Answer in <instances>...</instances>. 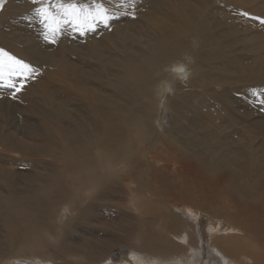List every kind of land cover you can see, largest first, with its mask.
<instances>
[{"label":"bare ground","instance_id":"1","mask_svg":"<svg viewBox=\"0 0 264 264\" xmlns=\"http://www.w3.org/2000/svg\"><path fill=\"white\" fill-rule=\"evenodd\" d=\"M64 2L102 3L115 18L83 36L65 27L52 42L32 0H5L0 10V49L10 55L21 43L35 48L41 58L18 51V59L51 62L59 80L58 90L30 89L29 81L41 80L37 71L14 92L5 76L0 94L24 105L5 98L9 108L0 107V117L13 105L30 114L43 109V133L50 121L66 144L51 137L10 139L0 125V142L10 150L5 163L24 167L21 174L0 169V218L7 231L0 264H264V148L250 135L264 133V116L243 119L244 130L256 131L243 136L242 148L238 134L213 135L198 119H185L196 105L188 88L204 85V98L224 107L225 91L217 87L222 78L210 80L204 63L226 58L227 66L264 82V56L236 57L264 51L256 38L263 31L258 25L264 27V0H135L134 7L121 6L122 0ZM233 17L249 20L243 26L235 21L243 36L228 25ZM221 23L226 32L215 35ZM235 43L241 50L224 57ZM31 66L45 77L52 73L46 63ZM135 103L140 137L131 144ZM168 115L182 135L179 145L169 143L176 129ZM184 120L193 127L184 129ZM104 161L120 171L102 172ZM119 248L125 252L117 255Z\"/></svg>","mask_w":264,"mask_h":264},{"label":"rangeland","instance_id":"2","mask_svg":"<svg viewBox=\"0 0 264 264\" xmlns=\"http://www.w3.org/2000/svg\"><path fill=\"white\" fill-rule=\"evenodd\" d=\"M149 17H151V16H149ZM231 19H233L234 21L231 23L228 22V25L235 26V28L239 29V31H240L239 36H243L244 35V28L238 26L237 24L243 26L244 24L249 23V20L248 21H246L245 19L235 20V17H233ZM235 21L237 24L235 23ZM226 29H227V25L225 23H221L218 28H215L213 30V32L215 35L221 34L222 32H226ZM256 29L257 30H263L262 33H260L261 35H258L256 37L257 42L260 41V42L264 43V27L259 24ZM37 39L40 40L39 38H37ZM43 40H45V39H43ZM240 46H241L240 43L233 44L232 48H230L232 51L229 52V55H225L224 57L236 56L234 50H241ZM16 48H17V50L13 51V53H10V55L13 57H16L17 59H18V51H20V52L30 51L29 54L33 53L34 58H41L42 57V55L34 53L35 48L28 49V47L25 43L19 44ZM258 49H257V51L259 54L253 52V50L248 49V50H246L247 53L243 52L241 55H237L236 57H237V59H240V57H245V54L246 55L249 54L253 60H256L257 58H262V56H264V51L261 48L260 49L262 51L261 50L259 51ZM44 53H42V54L43 55L48 54L47 52H44ZM69 54H71V53H69ZM237 54H238V52H237ZM70 56H72V55H70ZM20 59H22V61H25L28 64L34 65L35 67H39V65H42V63H46V64H48L49 70L52 72V73H49L48 75H46V77H45L43 75V72L39 68H37L38 72L41 75L37 79L38 80L41 79V80L38 82L33 81L32 83H31V81H29L31 84L29 83L28 88L31 89L34 85L42 84L44 86L47 85V87H49V88H53V89L58 90L59 80H58V77L55 75V74H57L56 70H55V73L53 74L55 68L53 67V64L51 62H41V61L29 59L28 57H26V55L22 56ZM219 59L221 60V58H219ZM226 60H227L226 58H223V60H221L222 62L221 61L218 62V59L216 61H209L207 63H204L205 69H203V72L206 73L208 75V77H211L210 80L213 79L215 82H217L216 79L222 78L219 85L217 84V87L220 88V90L225 91V93H222L223 103H224V107H222V110H221V107L213 105L211 102H208L204 98V96H203L204 85H199L201 87H195V88H188L187 89V93H188L187 96L188 97L192 96V98H193L192 101L195 100V104L199 105V106L195 107L196 105H193V103H192L189 106L190 112L185 114L186 115L185 119H187V116L189 117V115H190V118L193 117L192 119H196V120L198 119L200 121L199 123H201L204 126V128H203L204 132H208V133L211 132L213 135H214L213 132H215V134L216 133H221V134L225 133L226 134V132H227L229 134H232L233 137H234V135L238 134L237 135L238 145L242 148L245 145V143H244L245 139L243 136L246 133H251V131L252 132L256 131L253 126L248 128V130H244L245 128L243 126L247 125V123L244 122L243 119H247V120L250 119V121L255 122V121H259V118L261 119L262 116H264V82L257 84L256 81L246 77L249 74V72L246 73V71L242 70L240 67L232 68V67L227 66L225 64ZM253 69L257 70L256 64L253 65ZM238 74L239 75L242 74L245 76L243 79H239V78L235 77V76H239ZM68 81H69V83L71 82V80H68ZM24 87L22 89H24ZM215 90H218V89L215 88ZM130 92L131 91H129L128 93H130ZM132 93L133 92H131V94ZM217 93H220V91H218ZM254 93H255V95H254ZM1 94H0V97L2 98V100H0V107H2L3 109H5L6 107L9 108L8 101L4 100L5 98H12L17 103L24 105V102L19 98L9 97L8 94H2V95ZM194 97H196V98H194ZM117 104H119V103L117 102ZM205 105L209 106V108H207ZM225 105L230 106L231 110L229 111L228 109H226ZM192 106H193V109L191 108ZM245 106H247V107H245ZM134 107H135V109H137L133 113V118L135 119L134 124L131 126H128V131H129L128 136L129 137L132 136L131 144H134L136 142L138 135L140 137L139 129L136 127L137 124L139 123V107H140V104L135 103ZM228 112L230 114H227ZM2 116H4V117H0V125L3 126V129L5 130V132L9 133L10 139L14 138L15 140L31 142V141H35V140L43 141L42 138L51 137V140L56 142V144H58V145L62 144L64 146L66 145L63 133H61V131L58 130L57 126L55 124L53 125L52 122L46 121L47 129H45L46 133H43L42 129H44V128L40 124V121L43 120L44 117H48L47 113L43 109H38V111L34 112V114H30L25 109H23V110L18 109L16 106L13 105L12 113L10 112L9 115H2ZM136 119H138V120H136ZM231 119H233V120H231ZM168 123L170 125L169 115H168ZM187 123L188 122L185 121V124H184V122H182L180 124L186 130L193 127L191 123H188V124ZM30 124H32V126L29 127ZM171 127L176 129V131H175L176 135H174V134L171 135L172 140L171 141L168 140V141L171 144L179 145V143H178L179 138L178 137L182 136L178 132L179 128L176 125L171 126ZM26 133H29V134H26ZM32 133H34V134H32ZM250 135L254 138L253 143H255L257 146L264 148V139H262L264 137V133L258 132V134L254 135V136L252 134H250ZM4 149H5V147H3L2 142H0V169L1 168H10L13 173H20L21 174L22 173L21 171L24 169V167H22L21 165H16V164H12L11 166H9L8 164L5 163V160L7 159V157L10 156V150L6 151ZM135 151L136 150H134L132 152H135ZM132 152L129 153V156L132 154ZM15 157H21V156L20 155L18 156L15 154ZM260 166H263V168H264V164H260ZM99 169L102 172L108 173L111 175H113V174L115 175L118 171H120L118 168H114V165L109 166L108 161L102 162V165H100ZM260 170L263 174V176H261V178H263L264 177V169L260 168ZM0 184H1V182H0ZM93 185L94 184H91V187ZM65 201L67 204L71 203L70 198H66ZM207 220H209L208 221L209 224L213 223V221L210 218H208ZM57 222H58V220L55 218L52 221V224H55ZM55 232H58V231H55ZM5 237L7 238V231L3 226L2 219L0 218V245H2L3 242L5 241V239H4ZM0 249H2V247H0ZM124 252H125V250H123V248H119L117 250L116 254L118 255V254H122Z\"/></svg>","mask_w":264,"mask_h":264},{"label":"snow or ice","instance_id":"3","mask_svg":"<svg viewBox=\"0 0 264 264\" xmlns=\"http://www.w3.org/2000/svg\"><path fill=\"white\" fill-rule=\"evenodd\" d=\"M4 2L5 0H0V10L3 9ZM32 3L38 5L34 15L44 28L45 39L52 42H55V38L65 27H71L83 36L101 25L108 27L110 20L115 18L110 9L97 2L86 5L65 3L64 0H32ZM134 3L135 0H122L121 6L134 7ZM261 23H264V20H261ZM37 71L30 64L0 49V82L7 76V86L13 88L14 92L21 91L27 80ZM178 71L183 72L184 69L180 68Z\"/></svg>","mask_w":264,"mask_h":264}]
</instances>
